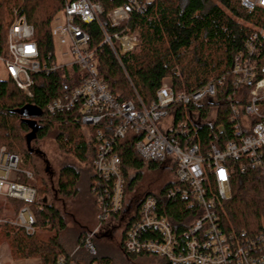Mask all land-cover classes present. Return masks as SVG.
I'll return each instance as SVG.
<instances>
[{
  "label": "built area",
  "instance_id": "2783aa9c",
  "mask_svg": "<svg viewBox=\"0 0 264 264\" xmlns=\"http://www.w3.org/2000/svg\"><path fill=\"white\" fill-rule=\"evenodd\" d=\"M152 1L129 0L111 10L108 20L119 25L131 13L144 11ZM240 1L248 11L264 9V0ZM104 12V6L93 0H72L66 4L61 13L63 20L52 27L55 41L67 47L64 55L73 58L62 63L52 55L47 60L41 59L34 40V26L16 11L7 34V54L0 55L8 77L27 99L34 95L35 73L80 67L79 85L50 102L47 110L52 114L77 110L88 142L96 146L92 193L98 205L100 225L125 211L127 175L117 144L133 132L141 136L135 144L138 155L146 162L174 168L177 178L163 195L145 196L130 212L123 250L128 254L155 255L171 264H264V218L262 229L255 234L245 230L229 233L224 229L221 215L225 210L223 202L231 198V179L237 169L244 171L253 165L264 175V27L253 26L244 39L243 47L233 56L230 79L223 75L192 91L180 92L166 79L156 99L147 104L138 94L135 100L119 99L98 71L95 52L89 49L90 35L80 22L100 25L103 44L111 47L122 66V58L131 55L141 44L137 29L109 33L104 25ZM227 90L229 93L224 95ZM221 96L229 109L226 120L217 124L218 133L223 135L204 150L202 143L189 137L188 121L176 122L170 108L205 107L218 102ZM216 114V110L211 111L214 121ZM188 118L194 124L200 123L198 114ZM209 172L215 190L208 182ZM34 177L33 171L24 166L21 155L0 147V226L16 227L27 235L37 232L31 207L38 200L37 188L31 182ZM177 198L192 205L190 216H184L178 223L163 211L169 201ZM187 218L191 221L185 227ZM84 246L91 254L96 253L90 238ZM65 263L62 256L56 264ZM0 264L13 263L0 257ZM70 264L77 263L72 260Z\"/></svg>",
  "mask_w": 264,
  "mask_h": 264
},
{
  "label": "trees",
  "instance_id": "16d2710c",
  "mask_svg": "<svg viewBox=\"0 0 264 264\" xmlns=\"http://www.w3.org/2000/svg\"><path fill=\"white\" fill-rule=\"evenodd\" d=\"M72 0H0V55L7 54V34L16 14L25 15L35 28L34 40L38 43L40 57L47 60L50 55L56 58L55 39L52 36L54 20L62 13L66 4ZM104 8V25L109 33L128 32L139 29L141 44L131 54L122 58L123 66L108 44H103L104 34L96 22H80L90 35L89 49L95 52L100 75L105 77L108 89L121 100H135L138 94L145 103L156 99L157 91L170 79L175 91H192L209 81L228 75L232 59L242 47L244 39L253 26L264 27V9L248 11L240 0H153L142 12H133L129 19L119 25H112L108 13L129 0H93ZM80 67L74 65L53 72L34 74L33 98L27 99L15 82L7 77L0 79V147L21 155L24 166L33 171L34 184L38 191V200L32 204L38 230L33 235L9 225L0 226V240L6 239L16 259L37 258L38 264H56L59 257H65V264L73 260L77 264H115L112 258L103 255H71L62 240L67 229L65 213L57 205L59 197L77 195L81 181V171L75 165L62 166L53 182L55 173L44 160L46 180L37 164V158L43 153L33 143L53 134L62 151L74 155L79 163L88 166L91 196L96 173L92 162L96 155V146L87 140L86 130L80 122L77 110L52 114L47 105L54 99L70 91L80 82ZM230 79V75H228ZM229 90L224 91L227 95ZM223 105H225L223 107ZM35 108L36 112L30 110ZM216 110V121L211 111ZM225 97L205 107L176 105L170 108L176 122L188 121L189 137L202 143L204 150L212 140L219 139L217 124L225 121L228 114ZM200 115V123L194 124L188 117ZM140 135L129 132L118 141L117 149L127 175V190L140 178V169L148 163L150 167H165V164L146 162L137 153L135 144ZM264 162V154H263ZM237 167V166H236ZM174 169V168H173ZM175 170V169H174ZM208 182L215 190L214 178L208 173ZM171 181L159 192L175 184ZM146 194L145 196L149 195ZM145 196L139 197L137 204ZM45 197L47 202H44ZM94 202L97 205L95 196ZM224 229L229 233L245 230L257 233L262 229L264 218V175L256 166L242 171L237 169L231 179V198L223 202ZM191 203L176 199L169 201L168 216L177 223L188 215ZM197 207V204H194ZM198 208V207H197ZM99 212V209H98ZM125 211L114 216L118 221ZM190 216V215H188ZM182 218V219H181ZM191 218L185 220V227ZM181 231L184 229L181 224ZM127 226L124 225L120 249L126 259H166L151 254H128L123 250L122 240ZM48 232L46 238L41 232ZM88 236L81 233L78 244L82 245Z\"/></svg>",
  "mask_w": 264,
  "mask_h": 264
},
{
  "label": "rangeland",
  "instance_id": "374dc122",
  "mask_svg": "<svg viewBox=\"0 0 264 264\" xmlns=\"http://www.w3.org/2000/svg\"><path fill=\"white\" fill-rule=\"evenodd\" d=\"M61 15L62 14L60 13V15L54 20L53 25H56L63 20ZM137 30L139 31V29ZM66 50L67 47L65 45L55 41V54L58 62L65 63L73 59L72 55H64ZM7 77L6 66L4 62L0 60V79H5ZM30 110L36 112L35 108L31 107ZM33 145L43 153V158H37L36 161L46 180L50 177L44 173L46 166L44 160L49 161L48 165H51L55 173L53 178L54 183L57 182V174L62 166L68 164L75 165V167L81 171L82 177L78 194L69 197L60 196L57 201V205L65 213L67 219L68 227L62 233V240L67 249H72V253H75L76 249H78L76 254H80L81 257L85 255L88 257V254L90 255L91 253L84 248L85 246L82 248V245L78 244V238L81 233H85V236H88L87 238L91 239L96 250V253L91 255L108 256L114 260L113 262L115 264H164L163 261L154 258L138 259L135 261L126 259L119 247L122 238L121 229L123 230V227L118 230V224L120 221L113 220L103 226L100 225L98 207L94 202L93 195L91 196L88 191V166L85 163H79L74 155L62 151L53 134L37 140ZM140 175L141 176L136 184L131 188H128L126 192L128 199H131L134 195L141 197L149 193H157L166 184L177 178L176 172L173 168L167 166L154 168L150 167L148 163L140 169ZM31 182L35 184L36 178L34 177ZM92 233L93 235L91 236ZM40 234L44 238L48 236V232L46 231H43ZM83 245H85V242ZM0 257L3 261H10L13 264H38L39 262L37 258L16 259L11 251V246L6 239L0 240Z\"/></svg>",
  "mask_w": 264,
  "mask_h": 264
},
{
  "label": "flooded vegetation",
  "instance_id": "af4514ba",
  "mask_svg": "<svg viewBox=\"0 0 264 264\" xmlns=\"http://www.w3.org/2000/svg\"><path fill=\"white\" fill-rule=\"evenodd\" d=\"M138 200H139V196L138 195H134L131 199H128V198L126 199L125 214L119 220L120 223L118 224V230L121 229L122 227L124 228V225H126V222L129 219L130 212L139 205V204H137ZM121 232H122V229H121Z\"/></svg>",
  "mask_w": 264,
  "mask_h": 264
},
{
  "label": "water",
  "instance_id": "95a60500",
  "mask_svg": "<svg viewBox=\"0 0 264 264\" xmlns=\"http://www.w3.org/2000/svg\"><path fill=\"white\" fill-rule=\"evenodd\" d=\"M44 202L46 203L47 202V198L45 197V199H44Z\"/></svg>",
  "mask_w": 264,
  "mask_h": 264
}]
</instances>
